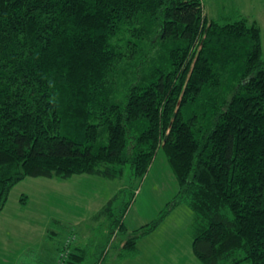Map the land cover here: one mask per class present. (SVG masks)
<instances>
[{"label":"trees","instance_id":"1","mask_svg":"<svg viewBox=\"0 0 264 264\" xmlns=\"http://www.w3.org/2000/svg\"><path fill=\"white\" fill-rule=\"evenodd\" d=\"M203 1L0 0V212L27 177L143 178L161 149L178 189L158 215L128 229L132 197L100 211L123 235L116 258L186 205L202 264H264L260 29Z\"/></svg>","mask_w":264,"mask_h":264},{"label":"rangeland","instance_id":"2","mask_svg":"<svg viewBox=\"0 0 264 264\" xmlns=\"http://www.w3.org/2000/svg\"><path fill=\"white\" fill-rule=\"evenodd\" d=\"M232 1L236 0H204L206 16L217 17ZM242 9V14L252 10L249 3ZM166 162L159 149L143 178H134L128 165L115 179L89 174L65 180L25 178L10 190L0 212V264H60L62 250L77 248L86 251L80 264H100L105 253L102 264H202L192 253L193 213L186 205L174 208L151 237L137 241L138 256L120 260L116 247L123 235L110 224L112 215L100 213L113 198L112 211L117 216L132 197L122 216L124 225L136 228L154 219L178 189L172 192ZM21 195L27 196L24 203Z\"/></svg>","mask_w":264,"mask_h":264},{"label":"crops","instance_id":"3","mask_svg":"<svg viewBox=\"0 0 264 264\" xmlns=\"http://www.w3.org/2000/svg\"><path fill=\"white\" fill-rule=\"evenodd\" d=\"M243 1L244 0H236L234 2L232 1L233 3L230 5L235 6L242 13L243 12L242 8L243 7L246 8L247 3H249V6L252 8L251 12L249 13L250 15L249 14H243V15H245L250 21H255L256 24L258 25V27L260 29V34H261V48H262V53H263L264 52V0H245V2L242 3ZM152 162H153V160H152ZM151 166H152V163H151ZM167 167H168V170H169L170 175H171L170 179H172V181H173L172 182L173 183L172 192L174 193L178 187L177 181H176L174 175L172 174L168 163H167ZM129 229H133V228H129ZM151 235L148 237H151ZM145 238H147V237H145ZM142 239H144V238H141L139 240H142Z\"/></svg>","mask_w":264,"mask_h":264},{"label":"built area","instance_id":"4","mask_svg":"<svg viewBox=\"0 0 264 264\" xmlns=\"http://www.w3.org/2000/svg\"><path fill=\"white\" fill-rule=\"evenodd\" d=\"M201 1H203V0H201ZM66 253H68V249H66L65 251L61 252L60 256L61 255L64 256V254L66 255Z\"/></svg>","mask_w":264,"mask_h":264}]
</instances>
